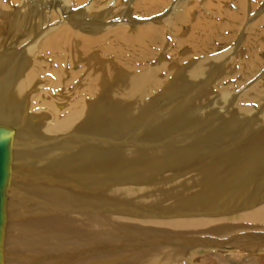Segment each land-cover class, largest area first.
<instances>
[{
    "label": "bare ground",
    "instance_id": "bare-ground-1",
    "mask_svg": "<svg viewBox=\"0 0 264 264\" xmlns=\"http://www.w3.org/2000/svg\"><path fill=\"white\" fill-rule=\"evenodd\" d=\"M101 1L0 0V264H261L228 255L264 252V80L241 88L264 66V24L233 61L207 54L220 24L180 40L192 15L179 7L166 28L195 55L179 68L150 63L164 27H112L126 1ZM45 12L56 22L16 49ZM233 64L235 85L221 74Z\"/></svg>",
    "mask_w": 264,
    "mask_h": 264
},
{
    "label": "rangeland",
    "instance_id": "rangeland-1",
    "mask_svg": "<svg viewBox=\"0 0 264 264\" xmlns=\"http://www.w3.org/2000/svg\"><path fill=\"white\" fill-rule=\"evenodd\" d=\"M89 1V2H88ZM93 1H95V0H87V4H91V2H93ZM125 1H126V3H125ZM140 0H124V1H122V0H118L117 1V4L120 6V4L122 3V2H124L125 4H121V11L114 17V18H112V22L109 20L108 22H107V24L108 25H111L112 26V24H113V26L112 27H115V26H118L120 23H123V24H126L128 27H130V32L131 31H134V29H136V26L138 25L137 24V22H139V21H143L144 23L146 22V21H150V22H154V23H156L157 25H160L159 27H164V29L162 28V30H164L162 33H163V35H162V37H161V43H162V48L160 49V45H158V46H155V51H156V53H158L157 54V59H153L152 61H150V63L151 64H154L155 63V61L156 60H161V59H163V61L165 60V61H169V63H174L175 61L177 62V64H176V66L175 67H183V66H185V64L187 63V62H189L190 60H191V58L193 57V56H195V55H192V53H191V49H190V46H188V44L186 43V44H184V45H182L181 47L179 46V44L177 43V41H178V37L175 39V40H173L174 39V37L173 36H170V34H168V31H167V28H166V20H167V18L169 17V16H171V15H173L174 14V11L175 10H178L179 9V7L182 9V8H185V10H187V18L189 19V21H190V19H191V17H192V19H191V21L189 22V23H191V24H189V23H187V22H185V23H181V25L179 24V28H178V30H180V28H181V30L179 31L180 32V35H179V39L180 40H183V37L182 36H184V39L186 38L185 36H189L191 33V28H192V24L193 25H195V26H197L196 24H198V25H202V24H207L208 23V25L209 26H213L212 25V22L215 24L214 26H216V27H219V24H220V27H221V25H222V30H221V34L223 33V31H225L224 32V34H225V36H226V34L227 35H229V34H231V36H227L229 39L228 40H225V36H224V34L223 35H221L222 36V38L224 39H220V38H217V40H215L214 41V45L212 44L211 46H210V48L208 49V52H207V54L208 53H216L217 51H218V53H222V52H227L228 51V53L229 54H232V55H230V57L231 56H234L235 58L233 59V61H235V59L237 58L238 59V53H239V57H241V54L240 53H243L242 54V56L244 55H247V52L245 53V50L247 51V48H246V45H245V43L247 44V43H249V42H247L248 41V36H250V35H253L254 33H256V32H258V26H262L261 24L263 23L264 24V18H262V17H264V0H243V3H242V9H237V6H238V2H236L237 0H197V2H196V0L194 1V0H191V1H188V0H171V1H169L170 3H167L166 4V6L164 7V9H162V10H160L159 12H158V14H153V15H150V16H145V18H144V16L143 15H139L140 14V12H139V10H138V12H136L137 10L135 9L136 7L135 6H137V4H138V2H139ZM188 1V2H187ZM245 1V2H244ZM97 2H99L98 0H97ZM114 2H115V0H114ZM177 2L179 3V4H177ZM181 2H182V5L184 6L186 3V5L184 6V7H182V5H181ZM191 2V3H190ZM205 2V3H204ZM99 3H102V1L100 0V2ZM130 3V4H129ZM207 3V4H206ZM214 3V4H213ZM220 3H222L221 5H220ZM89 4V5H90ZM168 4H169V6H168ZM188 4H189V7H188ZM193 4V5H192ZM216 4V6H218V8L220 9V10H223V8H224V10H223V12H225V13H223L222 11H220L219 9V11L218 10H214L213 9V6ZM133 5V6H132ZM176 7H175V6ZM177 5H179V6H177ZM237 5V6H236ZM131 8H130V7ZM171 6V7H170ZM192 6L194 7V9L192 10ZM132 7H133V9H132ZM174 7H175V9H174ZM204 8V9H203ZM209 8V9H208ZM210 8H212V9H210ZM206 9H208L207 11H206ZM173 10V11H172ZM212 12H210V11ZM213 10H214V12H213ZM228 10V11H227ZM238 10V11H237ZM254 10V11H253ZM203 11V12H202ZM209 11V12H208ZM231 13H230V12ZM171 12H172V14H171ZM202 14H201V13ZM205 12V13H204ZM207 12V13H206ZM215 12H218V13H215ZM220 12V13H219ZM121 13V14H120ZM135 13H136V16H135ZM167 13V14H166ZM170 13V14H169ZM191 13V14H190ZM209 13H211V15L209 14ZM227 13V14H226ZM43 14H45L44 16V20H40L38 23H36L35 25H39V29L38 30H36V31H39V30H42L41 32H40V34H39V36L38 37H36V38H34V39H32L34 36H32L33 34H34V32H32L31 33V31H27L28 33L27 34H25V36H23V38L25 39H27L26 41L27 42H25V44H23V45H20V42L19 41H21V39L22 38H20L19 39V41H17V43L15 42V40H14V47L16 48V49H23V47H25V45H28V44H30L32 41L33 42H35L36 40H38L39 39V37L42 35V33L44 32V31H46L45 29H47V28H49V25H51V24H54L55 22H56V20L54 19V17L52 18V19H50L51 18V16L49 17L48 16V14L45 12V13H43ZM169 14V15H168ZM189 14V15H188ZM204 14H205V16L207 15V14H209L207 17L208 18H202V19H200L202 16H204ZM234 14V15H233ZM239 14V15H238ZM192 15V16H191ZM193 15H197V16H193ZM244 15V16H243ZM158 16V17H157ZM189 16H191L190 18H189ZM199 16V17H198ZM201 16V17H200ZM227 16V17H226ZM244 18H243V17ZM49 17V18H48ZM122 19H121V18ZM140 17V18H139ZM196 17H198V19L196 18ZM218 17V18H217ZM232 17H238V19L236 18L235 20H237V22L236 23H233V24H227L226 22H228L229 20H230V18H232ZM260 17V18H259ZM123 18H124V20H123ZM134 18V19H133ZM141 18H143V19H141ZM157 18V19H156ZM220 18H222V19H220ZM117 19V20H116ZM129 19V20H128ZM139 19V20H138ZM141 19V20H140ZM161 19V20H160ZM213 21H212V20ZM256 19V20H255ZM259 19V20H258ZM35 20V19H34ZM48 20V21H47ZM123 22H122V21ZM199 20V21H198ZM202 20V21H201ZM205 20V21H204ZM224 20V21H223ZM241 20V21H240ZM250 20V21H249ZM43 21V22H42ZM46 22V24L44 25V23ZM117 21V22H116ZM161 21V22H160ZM162 21H164L163 23H162ZM197 21V22H196ZM115 24H114V23ZM199 22V23H198ZM201 22V23H200ZM230 22V21H229ZM228 22V23H229ZM34 23V22H33ZM50 23V24H49ZM112 23V24H111ZM119 23V24H118ZM128 23H130V24H128ZM160 23V24H159ZM162 23V24H161ZM139 24H143L142 22L141 23H139ZM183 24V25H182ZM227 24V25H226ZM235 24V25H234ZM115 25V26H114ZM237 25V26H236ZM242 25V26H241ZM46 28H45V27ZM213 26V27H214ZM224 26V27H223ZM226 26V27H225ZM229 26L231 27L232 26V28H233V26H234V28H235V30H234V28L232 29V28H230L229 29ZM238 26H240L239 28H238ZM252 26V27H251ZM253 26H255L256 27V29H255V27H253ZM44 27V28H43ZM134 29H133V28ZM215 27V28H216ZM228 27V28H227ZM258 27V28H257ZM225 28V29H224ZM227 28V29H226ZM253 29H255L254 30V32H253ZM177 30V31H178ZM184 30H185V33H184ZM187 30H190V31H187ZM245 30V31H244ZM252 31V32H249V31ZM187 31V32H186ZM235 31V32H234ZM233 32H234V34H233ZM238 32V33H237ZM249 32V33H248ZM86 33V32H85ZM132 33V32H131ZM237 33V34H236ZM252 33V34H251ZM30 34V35H29ZM167 34V35H166ZM179 34V33H178ZM188 34V35H187ZM248 34V35H247ZM250 34V35H249ZM29 35V36H28ZM35 35V34H34ZM234 35V36H233ZM30 36L32 37V38H30ZM167 36H169L168 38H166ZM221 36H219V37H221ZM263 36V35H262ZM27 37H29V38H27ZM170 37H171V40H170ZM226 37V38H227ZM232 37V39H233V41L230 39ZM237 37V38H236ZM245 38V39H244ZM165 39V40H164ZM168 39V40H167ZM220 41H219V40ZM264 39V37H262V40ZM23 40V39H22ZM175 41V42H174ZM243 41V42H242ZM264 41V40H263ZM169 43V46L167 45L168 43ZM170 42H173V43H171L170 44ZM231 42V43H230ZM176 43V44H175ZM228 43H230V44H228ZM228 44V45H227ZM244 44V45H243ZM175 45V46H174ZM78 46H80V44L78 43ZM165 46V47H164ZM172 46H173V49H172ZM214 46H216V48L214 49ZM219 46H220V48H219ZM232 46V47H231ZM11 47V46H10ZM77 47V46H76ZM158 47V48H157ZM176 47H178V49L176 48ZM240 47V48H239ZM184 48H185V50H184ZM157 49H158V51L159 52H157ZM161 51H160V50ZM218 49V50H217ZM175 50V51H174ZM182 50H184V51H186V53L185 52H183ZM212 50H215V51H212ZM240 50V51H239ZM182 51V52H181ZM212 51V52H211ZM176 52H178V53H175ZM88 53V54H87ZM89 53H91V54H89ZM161 53V54H160ZM99 53L97 52V54H96V56L98 55ZM92 55V56H91ZM243 56V57H244ZM259 56H261V58H262V60H264V50L263 51H259ZM88 57V58H87ZM245 57H247V56H245ZM249 57V56H248ZM85 58H87V60H88V62H87V69L89 70V69H91V66H93V59H94V53H93V51H90V52H86L85 53ZM175 58H176V60H175ZM236 59V60H237ZM92 60V61H91ZM155 60V61H154ZM179 60V61H178ZM181 60V61H180ZM162 61V60H161ZM175 62V63H176ZM91 63V64H90ZM76 64H78V63H76ZM182 64V65H181ZM217 64V63H216ZM89 65H91V66H89ZM180 65V66H179ZM238 65V64H237ZM74 70H79V69H83V67H81V65L80 64H78V65H73V66H71ZM70 68V67H69ZM68 68V69H69ZM235 68H236V66L233 64V67H231V66H228L227 68H226V70H224V72H221V74H224L223 76H225L226 74H228V76L226 77V81H228V83L229 82H232L233 83V85H235L236 83H238L239 82V80H236L237 79V77L238 76H240V74H238V73H236V70H235ZM264 66L262 67V70H260L259 72H257V74H255V76L253 77V78H251V80H249L246 84H244L241 88L243 89V90H246L247 89V87H250V85H252V84H254V83H256V82H258L259 80H261V81H263L264 80ZM84 71H86V70H84ZM81 72L80 73V75H79V79H82V76L84 75V74H86V72ZM228 73H227V72ZM233 71V72H232ZM88 72V71H87ZM242 73V72H241ZM67 77V76H66ZM172 77V76H171ZM234 77H236V78H234ZM65 79H67V78H65ZM218 79H220V77L218 76V75H216V77H214V81L212 82V83H214L215 81H218ZM221 79H222V76H221ZM254 82V83H253ZM248 85V86H247ZM68 87H70L69 85H67ZM74 88V87H73ZM73 90V89H72ZM241 91V90H240ZM236 94L238 95V94H240L239 92H236ZM194 95H192L191 96V98H194L193 97ZM211 96V97H210ZM210 96H208V98L210 99V100H212L213 99V95H210ZM104 108H105V110L107 111V113H111L112 112V110H111V107L109 108V106H104ZM109 108V109H108ZM263 109H264V107H262ZM95 125H96V122H93ZM95 125L94 126H92V128H95ZM110 173H112V172H110ZM236 252L237 251H234V250H232L230 253H229V255L228 256H230L232 259H233V262H235V263H237V262H239V263H243L244 262V259L245 258H249L250 256L251 257H253L254 259H255V261H260V262H262L261 264H264V252H260L259 254H254V253H252V251L251 252H242L241 254H239V255H237L236 254ZM238 253V252H237ZM209 252H206V251H203L202 252V254L200 255V256H198L197 257V262H199L198 260H203V259H208L209 258ZM212 256H214V255H210V258H212ZM260 264V263H259Z\"/></svg>",
    "mask_w": 264,
    "mask_h": 264
},
{
    "label": "water",
    "instance_id": "water-1",
    "mask_svg": "<svg viewBox=\"0 0 264 264\" xmlns=\"http://www.w3.org/2000/svg\"><path fill=\"white\" fill-rule=\"evenodd\" d=\"M0 169H1V150H0ZM0 183H1V170H0Z\"/></svg>",
    "mask_w": 264,
    "mask_h": 264
}]
</instances>
